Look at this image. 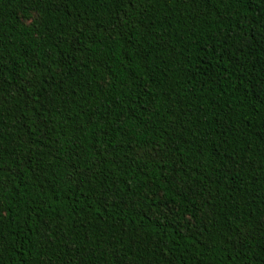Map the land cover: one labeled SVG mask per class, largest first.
Returning a JSON list of instances; mask_svg holds the SVG:
<instances>
[{"label": "trees", "instance_id": "16d2710c", "mask_svg": "<svg viewBox=\"0 0 264 264\" xmlns=\"http://www.w3.org/2000/svg\"><path fill=\"white\" fill-rule=\"evenodd\" d=\"M0 264H264V0H0Z\"/></svg>", "mask_w": 264, "mask_h": 264}]
</instances>
